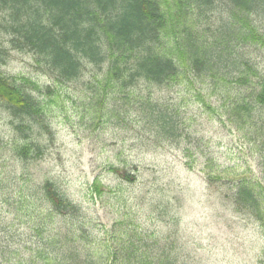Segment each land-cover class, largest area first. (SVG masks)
<instances>
[{
	"label": "trees",
	"instance_id": "trees-1",
	"mask_svg": "<svg viewBox=\"0 0 264 264\" xmlns=\"http://www.w3.org/2000/svg\"><path fill=\"white\" fill-rule=\"evenodd\" d=\"M0 17V30L9 37L11 48L33 54L56 84L85 82L86 101L99 107L100 119L110 102H142L139 109L161 137L176 140L178 113L157 109L152 102L171 101L157 99L149 89L184 83L193 88L199 80L225 95L230 123L261 134L256 118L264 109V77L248 51L254 47L264 51V0H0ZM23 80L40 91L35 83ZM46 90L52 94L50 87ZM197 98L215 113L201 94ZM0 103L21 121L43 122L37 98L2 74ZM115 113L119 117L120 110ZM19 125L18 130L27 128ZM16 150L24 160L42 155L36 145ZM212 165L208 183L226 186L224 198L234 211L247 214L264 230V186L247 179L230 180ZM111 169L124 180H135L133 173ZM14 179L0 169V205L25 206L37 200L46 211L34 216L36 243L22 242L7 232L4 244L0 219V264H196L175 244L123 223L112 227L105 243L89 246L84 243L88 232L78 221L80 209L52 182L17 190ZM93 188L102 192L98 183ZM56 218L62 221L57 224ZM69 218L74 219L71 225L66 223ZM54 223L56 227L47 229ZM259 263L264 264V256Z\"/></svg>",
	"mask_w": 264,
	"mask_h": 264
},
{
	"label": "rangeland",
	"instance_id": "rangeland-1",
	"mask_svg": "<svg viewBox=\"0 0 264 264\" xmlns=\"http://www.w3.org/2000/svg\"><path fill=\"white\" fill-rule=\"evenodd\" d=\"M248 56L264 77V51L250 48ZM0 74L37 98L43 120L42 124L21 121L0 103V169L14 176L17 190L52 182L80 209L78 221L89 236L85 244L105 243L112 227L123 223L175 244L196 264H260L261 224L236 213L224 198L226 186H212L206 175L213 162L214 171H223L230 180L247 179L264 186V109L256 118L261 134L255 135L254 128L238 129L228 121L223 106L228 101L208 81L197 80L193 88L188 83L155 86L149 89L151 94L171 102L152 103L162 111L177 112L181 123L180 137L170 141L139 109L142 102H110L100 119L99 107L86 101L83 80L56 84L33 54L12 49L1 30ZM198 94L215 113L197 101ZM22 123L27 128L21 131L17 127ZM34 145L42 152L38 159L18 157L16 148ZM111 168L133 173L135 180H124ZM95 183L101 193L94 190ZM22 204L0 205L4 244L8 233L22 242H37L34 216L44 215L46 208L37 200ZM71 220L65 222L71 225Z\"/></svg>",
	"mask_w": 264,
	"mask_h": 264
}]
</instances>
